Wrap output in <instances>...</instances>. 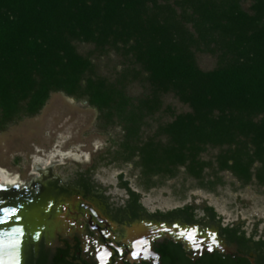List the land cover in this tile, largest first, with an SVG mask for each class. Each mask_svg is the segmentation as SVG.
<instances>
[{"label": "trees", "instance_id": "obj_1", "mask_svg": "<svg viewBox=\"0 0 264 264\" xmlns=\"http://www.w3.org/2000/svg\"><path fill=\"white\" fill-rule=\"evenodd\" d=\"M196 53L216 65L201 69ZM109 55L120 69L101 73L96 61ZM135 83L145 87L138 96L128 91ZM57 92L95 108L99 130L120 129L106 164L131 163L146 190L181 168L209 191L224 184V171L242 187H264V0H0V133L37 116ZM166 95L188 110L149 134L146 120ZM208 148L218 149L214 160L203 159ZM78 182L102 196L85 175ZM177 215L193 222L194 207ZM223 233L264 261V240L238 225Z\"/></svg>", "mask_w": 264, "mask_h": 264}, {"label": "rangeland", "instance_id": "obj_2", "mask_svg": "<svg viewBox=\"0 0 264 264\" xmlns=\"http://www.w3.org/2000/svg\"><path fill=\"white\" fill-rule=\"evenodd\" d=\"M249 3L244 4L247 7ZM81 53H87L90 46L79 44ZM120 59L109 55L96 61L99 71L104 74L120 69ZM196 62L203 70L216 65V59L205 53H196ZM128 91L138 96L145 91L140 83L130 85ZM188 110L172 95L163 97L161 110L148 118L152 134L155 128ZM98 112L88 105L63 93H52L41 112L25 118L0 133V170L7 181L3 185L34 183L30 193H46L42 184L48 178H57L62 184H70L85 175L90 182L102 190L108 203L122 205L128 197L123 183L139 195L142 207L151 211L193 206L195 218H203V208L212 207L216 221L222 226H240L246 236L264 240V187L251 183L242 187L228 171L220 172L223 185L215 191L198 186L197 180L188 177L181 168L179 174L148 190L140 184L138 169L131 163H108L106 151L122 135L119 128L103 132L97 128ZM218 149L208 148L202 157L214 160ZM103 158V160H101ZM94 169H91L93 165ZM39 172L48 173L43 177ZM88 172V173H87ZM205 169L204 173H210ZM121 176V177H120ZM39 186V189L36 188ZM41 189V191H40Z\"/></svg>", "mask_w": 264, "mask_h": 264}, {"label": "flooded vegetation", "instance_id": "obj_3", "mask_svg": "<svg viewBox=\"0 0 264 264\" xmlns=\"http://www.w3.org/2000/svg\"><path fill=\"white\" fill-rule=\"evenodd\" d=\"M78 179L65 185L48 178L42 183L45 194L33 191L24 204L5 213L10 232L4 237L0 226V258L20 255L22 264H264L259 252L229 241L223 233L227 226L204 210L203 218L187 222L177 215L185 206L149 213L130 204L129 194L122 205H113L103 193L82 188ZM19 224L20 252L14 248ZM174 224L189 232L196 227V244L176 242L162 231Z\"/></svg>", "mask_w": 264, "mask_h": 264}, {"label": "bare ground", "instance_id": "obj_4", "mask_svg": "<svg viewBox=\"0 0 264 264\" xmlns=\"http://www.w3.org/2000/svg\"><path fill=\"white\" fill-rule=\"evenodd\" d=\"M39 174H41L43 177L48 176V173H44V172H39ZM0 180L7 181L8 183L10 181L9 179H7V177H5L4 172L2 170H0ZM33 184L34 183H30V184L23 183L22 185H18L17 187L16 185H3L0 182V217L1 218L3 217L6 218L5 213L7 211H11L16 206H20L27 201V199L31 195L30 193L31 189L29 188V185L32 186ZM36 188L39 189V187ZM5 218L0 220L1 225L5 224V220H4ZM5 231L6 230H4V232ZM8 257H10V255ZM8 257L1 258L0 264H10L9 262L10 258L7 259Z\"/></svg>", "mask_w": 264, "mask_h": 264}, {"label": "water", "instance_id": "obj_5", "mask_svg": "<svg viewBox=\"0 0 264 264\" xmlns=\"http://www.w3.org/2000/svg\"><path fill=\"white\" fill-rule=\"evenodd\" d=\"M9 217V216H8ZM4 218V217H3ZM3 218H1L0 217V220L1 219H3ZM5 220V219H4ZM7 222H5V224L3 225V227H2V234H3V236L5 237V236H7V235H9V232L6 234L5 232H4V230H6V226H7ZM30 225H31V223H30ZM0 226H1V224H0ZM5 226V227H4ZM19 227H18V239L20 240V241H18L17 242V244L15 245V247L14 248H16V250L18 251V252H20L21 250H22V242H21V239H22V235H23V226L21 225V224H19L18 225ZM37 230H39V228L38 227H36L35 226V233H37ZM162 231L163 232H167L170 236H172L173 238H174V240L176 241V242H180V241H184V242H188V243H190V245H194V244H196L195 242H196V238H198L197 236H196V233H197V231H196V227H192L191 229H190V232L187 230V228H182V227H180V226H178V225H176V224H174L173 226H164L163 228H162ZM191 235V237L189 238V236L188 235ZM16 235V234H15ZM35 235V234H34ZM37 235V234H36ZM16 239V238H15ZM199 240L200 241H204V239H200L199 238ZM2 244L0 243V246H1ZM4 245V244H3ZM2 245V246H3ZM10 250V248L8 249V251ZM1 251V250H0ZM4 252V254L6 253V249H4L3 250ZM0 254H2V252L0 253ZM3 257H5L4 255H3ZM2 257V258H3ZM10 258V259H9ZM1 259V258H0ZM7 259H9V262H10V264H22L23 263V259H22V257L20 256V255H18V256H13V257H8Z\"/></svg>", "mask_w": 264, "mask_h": 264}]
</instances>
